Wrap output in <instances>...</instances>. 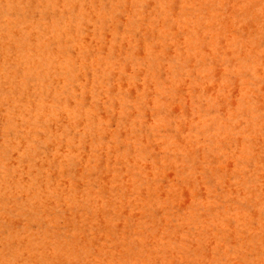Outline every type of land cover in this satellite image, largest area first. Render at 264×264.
Masks as SVG:
<instances>
[{
    "label": "rangeland",
    "instance_id": "obj_1",
    "mask_svg": "<svg viewBox=\"0 0 264 264\" xmlns=\"http://www.w3.org/2000/svg\"><path fill=\"white\" fill-rule=\"evenodd\" d=\"M0 264H264V0H0Z\"/></svg>",
    "mask_w": 264,
    "mask_h": 264
}]
</instances>
